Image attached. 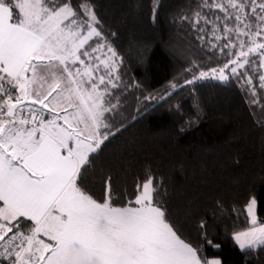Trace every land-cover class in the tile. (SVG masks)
Here are the masks:
<instances>
[{"label": "snow or ice", "instance_id": "6c2138e0", "mask_svg": "<svg viewBox=\"0 0 264 264\" xmlns=\"http://www.w3.org/2000/svg\"><path fill=\"white\" fill-rule=\"evenodd\" d=\"M208 25L225 59L207 70L193 63L198 75L188 69L185 84L235 77L259 103L264 0H201L191 20L201 41ZM105 31L93 0H0V264H220L182 238L150 170L131 192L96 172L124 62ZM244 210L249 226L232 239L260 248L255 197Z\"/></svg>", "mask_w": 264, "mask_h": 264}, {"label": "trees", "instance_id": "16d2710c", "mask_svg": "<svg viewBox=\"0 0 264 264\" xmlns=\"http://www.w3.org/2000/svg\"><path fill=\"white\" fill-rule=\"evenodd\" d=\"M93 2L124 61L121 86L111 89L117 108L107 114L113 135L95 161L96 172L131 192L150 170L183 228L182 238L199 246L202 257L220 264H264V246L241 250L232 239L249 226L244 209L250 198L257 200V217L264 222V89L258 74L255 104L235 77L185 84L192 79L188 69L198 75L193 63L207 70L225 59L207 42L211 25L203 41L191 27L201 0Z\"/></svg>", "mask_w": 264, "mask_h": 264}, {"label": "rangeland", "instance_id": "374dc122", "mask_svg": "<svg viewBox=\"0 0 264 264\" xmlns=\"http://www.w3.org/2000/svg\"><path fill=\"white\" fill-rule=\"evenodd\" d=\"M209 79L220 81V80H218V79H214V78H209ZM238 247H239V246H238ZM212 260H218V259H212ZM218 261H219V260H218Z\"/></svg>", "mask_w": 264, "mask_h": 264}, {"label": "crops", "instance_id": "0c3cea01", "mask_svg": "<svg viewBox=\"0 0 264 264\" xmlns=\"http://www.w3.org/2000/svg\"><path fill=\"white\" fill-rule=\"evenodd\" d=\"M238 246V245H237Z\"/></svg>", "mask_w": 264, "mask_h": 264}]
</instances>
